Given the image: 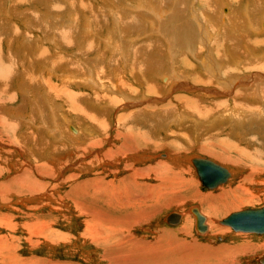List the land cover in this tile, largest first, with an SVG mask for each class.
<instances>
[{"label":"rangeland","instance_id":"obj_1","mask_svg":"<svg viewBox=\"0 0 264 264\" xmlns=\"http://www.w3.org/2000/svg\"><path fill=\"white\" fill-rule=\"evenodd\" d=\"M263 1L0 0V264H258L264 234L235 233L219 221L264 206V26H249L264 21ZM229 23L245 34L239 57L232 51L241 33ZM210 44L226 45L218 51L239 67L229 73L238 77L236 91L251 80L246 96L224 89L219 82L228 77L216 67L204 69L206 55L219 63ZM180 97L223 103L215 127L212 115L199 118ZM82 111L102 116L108 130L102 134ZM94 139L99 146L88 148ZM193 156L232 178L203 188ZM141 171L148 177L123 193ZM152 173L166 186L159 194L149 193L157 186ZM193 205L208 217L205 237L185 213ZM171 211L184 214L177 226L162 222ZM114 218L117 231L111 223L87 228Z\"/></svg>","mask_w":264,"mask_h":264},{"label":"bare ground","instance_id":"obj_2","mask_svg":"<svg viewBox=\"0 0 264 264\" xmlns=\"http://www.w3.org/2000/svg\"><path fill=\"white\" fill-rule=\"evenodd\" d=\"M242 1V0H241ZM249 2L251 1V0H248ZM204 2V1H203ZM206 2V1H205ZM245 2V1H244ZM150 2H148L147 3V6H148V4H149ZM229 3V2H228ZM135 4V3H134ZM263 5H264V1H263ZM141 6V5H140ZM245 11V10H244ZM143 12H144V10H143ZM148 12H150V10L148 11ZM242 12V11H241ZM246 12V11H245ZM149 14V13H148ZM159 16V15H158ZM244 16V15H243ZM157 17V16H156ZM247 17V16H246ZM200 19V18H199ZM235 20V19H234ZM231 22V21H230ZM242 22V21H241ZM250 22V23H249ZM249 26L251 27V29H253L254 27H252L253 26V24H251V21L249 20ZM133 24V23H132ZM229 24H231V23H229ZM243 24H245V23H243ZM198 25H200V24H198ZM200 28H202V27H200ZM229 28H232L234 31H236V32H238V33H241L238 29L239 28H237V26L236 25H230V27ZM201 31H202V29H200ZM208 30H209V28H208ZM207 30V31H208ZM200 31V32H201ZM207 34H208V32H207ZM207 34H206V36H207ZM210 34V33H209ZM201 35H203V34H201ZM242 35H245V34H243V33H241V35H240V39L241 40H243V43H241V44H239V45H237L238 46V48H239V50L237 49V48H235L233 51H232V54H235L237 57H239L238 56V52H242L241 51V49L243 48V46H244V40L245 39H242L241 38V36ZM210 36V35H209ZM65 38V37H64ZM201 38V37H200ZM203 39H205V37H202ZM202 38H201V40H202ZM208 38V37H207ZM67 39V38H66ZM70 43V42H69ZM212 43H214V42H212ZM231 44H232V46L233 47H235L236 46V43H235V41L234 40H232L231 42H230ZM263 45V44H262ZM210 46H211V44H210ZM209 47V46H208ZM211 48H212V51L213 52H215L216 53V57L215 58H217L218 60H219V63L217 64L216 62H215V64H217V65H215L214 64V62L212 61V62H210V61H207L208 60V55H206V57H205V61L202 63L203 65H204V69H207V70H214L215 69V67L220 71V73L223 75V76H226V77H228L229 78V73L232 71H235V70H232V68H239V67H236V65H232V64H229V62H228V60H229V58H228V56L226 57L225 56V54H222V53H220L218 50H223L224 52L226 51L227 52V46L225 45V46H222V45H217V44H212V46H211ZM211 48H209V49H211ZM208 49V50H209ZM222 52V51H221ZM212 53V52H211ZM38 56H40V55H38ZM204 56V55H203ZM202 56V57H203ZM43 57V56H42ZM208 57V58H207ZM234 57V56H233ZM232 57V59H231V63H234V64H238V59L239 58H233ZM37 58V57H36ZM39 58V57H38ZM41 58V57H40ZM44 58V57H43ZM45 58H46V56H45ZM61 59V58H60ZM47 61V60H46ZM230 61V60H229ZM251 62V61H250ZM63 63V62H62ZM248 64V63H247ZM215 65V66H214ZM250 66H252V64H249V65H247L246 66V68H249ZM258 67H259V65H257ZM261 66H263L264 67V64H260V67ZM58 67V66H57ZM255 66H252L251 68H254ZM259 67V68H260ZM262 67V69H264ZM73 68V67H72ZM71 68V69H72ZM191 68V67H190ZM196 68V67H195ZM200 68H202V67H200ZM251 68H249V69H251ZM193 69V68H192ZM260 70H261V68H260ZM206 71V70H205ZM215 71V70H214ZM213 71V72H214ZM204 73V72H203ZM211 73V72H210ZM215 73V72H214ZM67 74H68V72H67ZM213 74V73H212ZM232 74V73H231ZM203 75V74H202ZM222 75H220V76H222ZM209 77H210V75H208ZM232 76H234V75H232ZM34 77V76H33ZM72 77V76H71ZM204 77V76H203ZM216 77H217V80L218 79H222V77H219V74H218V76L216 75ZM262 77V76H261ZM32 78V77H31ZM228 78H223L224 79V81L223 82H219L220 83V85L224 88V89H229V90H233L232 91V94H236V98H242V97H244V96H246V91L252 86L250 83H251V80L250 79H248V80H246L247 82H249V83H246V85H244L243 86V88L242 89H245L244 91H242V89H238V90H240V91H236L237 89H235V85H236V83H238L239 81L237 80V75L236 76H234V78H232V79H228ZM36 79V78H35ZM207 79V78H206ZM214 79V78H213ZM207 80H209V79H207ZM226 80V81H225ZM231 80V81H230ZM46 81V80H45ZM221 81V80H220ZM236 81V82H235ZM33 82H34V80H33ZM197 82V81H196ZM198 82H203V80L201 81V80H199L198 79ZM205 82H207L206 80H205ZM213 82V81H212ZM215 82H216V79H215ZM235 82V83H234ZM243 82V81H242ZM38 83V82H37ZM142 83H143V81H142ZM174 83V82H173ZM234 83V84H233ZM244 83H245V81H244ZM43 84H45L44 82H43ZM177 85H178V83H177ZM219 85V84H218ZM207 86V85H206ZM5 87V86H4ZM8 87V86H7ZM52 87V86H51ZM236 87H238V86H236ZM49 88V87H48ZM173 88V87H172ZM171 88V86H170V89H172ZM247 88V89H246ZM3 89H5V88H3ZM148 89L150 90V91H154L155 90V88H154V86L153 85H149L148 86ZM253 89V88H252ZM2 90V89H1ZM132 90H134V89H132ZM131 91V90H130ZM236 91V92H235ZM242 91V92H241ZM2 92V91H1ZM5 92V91H4ZM52 92V91H51ZM210 92H212V91H210ZM218 92V91H217ZM60 93H61V91H60ZM64 93V92H63ZM222 93V92H221ZM4 94V93H3ZM66 94V93H65ZM250 94H251V92H250ZM53 95H55V94H53ZM64 95V94H63ZM62 95V96H63ZM220 95V94H219ZM241 95V96H240ZM8 96V95H7ZM61 96V95H60ZM66 96V95H65ZM68 96V95H67ZM227 96V95H226ZM109 97V96H108ZM64 98V97H63ZM67 98H69V97H67ZM75 98V97H74ZM179 98V97H178ZM235 98V99H236ZM263 98H264V96H263ZM66 99V98H65ZM143 99V98H142ZM186 99V98H185ZM69 100V99H68ZM71 100V99H70ZM180 100L182 101L180 104L181 105H183V106H185L186 108H189L190 110L191 109H193V111H194V113H196L197 115H198V117L200 118H206V117H208V116H210V115H212L211 116V122H210V124H212L211 126H214L215 127V123H217L216 121H215V118L217 117V116H215V110L216 109H219L220 107H221V105H223L224 106V104L222 103L221 105H219V103L218 104H216V103H214L213 105H212V107H210V106H205L204 104H200V102L199 101H197V99L195 100V98H192V99H186L187 101H185V100H183L181 97H180ZM108 102H115V99L114 98H108ZM70 103V102H69ZM130 103V102H129ZM225 103V102H224ZM234 103V102H233ZM70 104H72V103H70ZM76 104V103H75ZM127 105V104H126ZM234 105L235 106H240L241 105V107H245V104L244 103H241V102H238V100H236L235 101V103H234ZM73 107V106H72ZM76 107V106H75ZM153 107V106H152ZM226 107V106H225ZM201 108V109H200ZM252 109V110H256V111H258V109L254 106V104H252V106L250 107H248V109ZM143 109H145V110H148L149 112H153L152 110H155V108H151V107H146V108H143ZM239 109V108H238ZM157 110V109H156ZM170 110V109H169ZM247 110V109H246ZM141 111V110H140ZM143 111V110H142ZM166 111V110H165ZM229 111V110H228ZM82 114H83V116L86 118V119H88V120H90V121H96V125L99 127V126H101L100 127V129L102 130L101 131V133L103 134L106 130H108L107 129V125H106V123H105V121H104V118H102V116H98V115H95L94 116V114L93 113H91V112H85V111H82L81 112ZM240 113V112H239ZM250 113H252V111H250ZM3 115V114H2ZM233 116V115H232ZM136 117H139V116H137L136 115ZM121 118V117H120ZM189 118V117H188ZM182 119H184V118H182ZM187 119V118H186ZM134 120H135V118H134ZM208 120H209V118H208ZM181 121H184V120H181ZM217 121H218V119H217ZM118 122L120 123V124H124L125 122H122V121H119L118 120ZM199 122V121H198ZM197 122V123H198ZM12 122H10V124H11ZM19 123V122H18ZM218 123H220V122H218ZM118 124V123H117ZM221 124V123H220ZM217 125V124H216ZM19 126V125H18ZM68 129H69V131L71 132V133H73V134H78L77 132H78V130L75 128V127H73L72 125H68ZM93 129H95V128H92V126L90 125H88V134H92L93 132ZM16 130H17V128H16ZM101 133H98L99 135H101ZM131 133V130H129V134ZM120 137V135H118L117 136V139ZM133 139L135 138L134 136H131ZM136 138H137V140H139V144H144L145 145V147H147L146 145L147 144H149V143H147V142H145V139H144V137H143V134L142 133H140V131H139V129H138V131H137V134H136ZM37 140V139H36ZM35 140V141H36ZM211 140V139H210ZM39 141V140H38ZM144 143H143V142ZM40 142V143H39ZM38 142V144L40 145H42V149H44V147H45V139H41L40 141ZM34 143V142H33ZM158 143V142H157ZM156 143V144H157ZM84 144V143H83ZM170 144H173L174 145V143L172 142V143H168V144H165V146H164V148L165 149H167V148H170L169 146H170ZM85 145H87V144H85ZM97 146H99L98 145V140H96L95 141V139L94 140H92L91 142H89L88 143V145H87V147L88 148H90V147H97ZM153 148H157L156 146H155V144H153V145H151ZM228 146V145H227ZM46 147H48V146H46ZM116 147V146H115ZM231 146H229L228 148H230ZM111 150H113V146H110L109 147ZM22 149V148H21ZM231 149V148H230ZM207 151V150H206ZM19 152V151H18ZM42 152V151H41ZM47 152V151H46ZM48 153V152H47ZM111 152L107 149V151L105 152V155H109ZM236 155V154H235ZM115 157V156H114ZM193 157H198V156H193ZM193 157H191V158H193ZM106 158V157H105ZM191 158H189V160H191ZM200 158H202V157H200ZM175 159V158H174ZM204 159H207V158H204ZM208 160H210V159H208ZM210 161H212V162H214L215 164H217V165H219V166H221L220 164H218L217 162H215V161H213V160H210ZM129 165V164H128ZM159 166H161V167H164V163H160V164H158V167ZM193 166V165H192ZM194 168V167H193ZM40 169V168H39ZM127 169V168H126ZM154 169V168H153ZM152 169V170H153ZM163 169V168H162ZM155 170V169H154ZM195 170V169H194ZM228 170V169H227ZM116 171V170H115ZM140 171V170H139ZM165 171V170H164ZM168 171V170H167ZM129 172V171H128ZM137 172H138V169H137ZM146 172V171H145ZM153 172V171H152ZM159 172V171H158ZM157 172V173H158ZM228 172L230 173V176H229V178H228V180H227V182L232 178V174H231V172L228 170ZM195 173H196V171H195ZM130 174H132V171H130ZM139 175L138 176H133V178H132V181H133V184H132V181L130 182V186L128 185V187H127V190L126 191H124L123 193H125V194H129V191H130V189H131V187H132V190L130 191V193H132L135 189H134V186L136 185V183H135V181L137 182V184H138V182L141 180V181H144L145 180V178H147L148 176L146 175V174H144L142 171L140 172V173H138ZM148 174V173H147ZM153 175H154V177H152L153 179H155L156 180V178H157V176H156V174L155 173H152ZM196 176H197V174H196ZM197 179H198V176H197ZM126 181H127V179H125ZM157 181V186H156V188H154V187H151L150 185H149V188H151L152 190L149 192V193H152L153 195L154 194H159V188L160 189H163V188H165L166 186H162V185H164V183H163V181H161V179H160V184L158 183V179L156 180ZM198 181H199V179H198ZM200 182V181H199ZM227 182H225L224 184H226ZM154 183V182H153ZM128 184V183H127ZM156 184V183H155ZM224 184H221V185H219V186H217L216 188H218V187H220V186H222V185H224ZM98 186V185H97ZM202 186V185H201ZM232 186V185H231ZM163 187V188H162ZM203 187V186H202ZM32 188V187H31ZM148 188V187H147ZM203 188H205V187H203ZM215 188V189H216ZM134 189V190H133ZM206 189V188H205ZM230 188H228V190H229ZM100 190V189H99ZM124 190V189H123ZM208 190H214V189H208ZM225 190H227V189H225ZM8 191V190H7ZM103 191V190H102ZM140 191V190H139ZM223 191H224V189L223 190H221V192L219 193L220 195H223ZM9 192V191H8ZM37 192V191H36ZM96 192V191H95ZM146 192V191H145ZM110 193V192H109ZM133 194V193H132ZM142 194V193H141ZM146 194H148V192H146L145 193V195H144V197L145 196H147ZM135 195V194H134ZM45 197H47L46 195H44ZM43 196V197H44ZM119 196V195H118ZM125 196V195H124ZM133 196V195H132ZM149 196V195H148ZM147 196V197H148ZM211 196V195H210ZM44 197V198H45ZM108 197V196H107ZM134 197V196H133ZM143 197V196H142ZM213 197V196H212ZM112 198H114V197H112ZM123 198V197H122ZM129 198H131V196L129 197ZM128 198V199H129ZM139 198V197H138ZM146 198V197H145ZM148 198H151L150 196L148 197ZM152 198H154V197H152ZM110 199V198H109ZM115 199V198H114ZM124 199V198H123ZM122 199V200H123ZM119 200V199H118ZM126 200V199H125ZM124 200V201H125ZM107 201V200H106ZM109 201V200H108ZM113 201V200H112ZM130 201V200H129ZM109 203H111V202H109ZM129 203V202H128ZM141 203V202H140ZM121 204H122V201H121ZM107 205V204H106ZM131 205V204H130ZM198 207V209H199V211H200V213L203 215V216H205L206 217V224H207V226H208V231L205 233V234H199V233H197L196 231H195V219H194V216L191 214V213H189V209L190 208H192V207ZM122 208H123V206H122ZM125 208V207H124ZM135 208V207H134ZM83 209V208H82ZM117 209V208H116ZM222 208H219V213L220 212H222V210H221ZM264 210V206L263 207H261V208H258V209H243V210H240V211H235V212H232V213H230L227 217H225V218H223L222 220H220L219 221V224L220 225H223V226H227V227H229L228 225H224V224H222L221 222L222 221H224V220H226V219H228V217L231 215V214H233V213H241V212H243L242 214H244V213H246V211L247 212H253V213H256V212H262ZM118 211V210H117ZM121 211V210H120ZM92 212V211H91ZM90 212V213H91ZM123 212V211H122ZM143 212V211H142ZM179 213L180 214V216H181V219L182 218H184V214H182L181 212H179V211H171V212H169V213H167L162 219V222L163 223H165V224H167L166 222H165V218H166V216L168 215V214H170V213ZM136 213V212H135ZM185 213L187 214H190V216L192 217V219H193V230H194V232H195V234L196 235H198V236H200V237H205L206 235H208V233H209V231H210V225L208 224V217L202 212V210L200 209V207L199 206H197V205H193V206H190V207H188L187 208V210L185 211ZM114 214H115V212H114ZM98 215H100V214H98ZM116 215V214H115ZM131 215V214H130ZM134 216V215H133ZM89 217H91V216H89ZM93 217V216H92ZM116 217V216H115ZM243 217H239V219L241 220ZM92 219V218H91ZM119 219V218H118ZM118 219H116L115 220V218H114V220H103V221H100V220H98V221H94V223H92L93 225H89L87 228L90 230H92V229H95L98 225H101V223H104L105 225H106V223H111V224H113V227L115 226L116 228H112V230L113 231H117L118 230V228H117V224L118 223H120L119 222V220ZM124 219V218H123ZM180 219V222L178 223V224H167V225H171V226H177V225H179L180 223H181V220ZM120 220H122V219H120ZM125 221V220H124ZM129 222H130V220H128ZM127 223L125 226H127L128 224H130V223ZM131 222H133V221H131ZM124 223V222H123ZM121 224V223H120ZM119 225V224H118ZM215 226V225H214ZM34 228V227H33ZM230 229H231V227H229ZM31 229V228H30ZM44 229V228H43ZM88 230V231H89ZM90 230V231H91ZM216 230V229H215ZM232 230V229H231ZM233 231V230H232ZM234 232V231H233ZM240 232V231H239ZM235 233H238V232H235ZM240 233H246V232H240ZM246 234H256V233H246ZM264 234V233H263ZM174 235V234H173ZM258 235H262V234H258ZM169 238V237H168ZM171 239V238H170ZM151 249V248H150ZM153 250H155L156 252H157V248H155V249H153ZM162 250V249H161ZM237 251V250H236ZM242 251V250H241ZM162 253V251H159V253ZM235 252V251H234ZM155 253V252H154ZM6 259V258H5ZM31 259V258H30ZM33 259V258H32ZM231 259V258H230ZM257 259L258 258H255V261L257 262ZM10 260H13L14 261V263L16 262V261H19L17 258H15L14 256H13V258H10ZM22 259H20V261H21ZM35 260V259H34ZM26 261V260H25ZM29 261V260H28ZM31 261V260H30ZM122 261H124V262H126L127 260H125V257L124 258H122ZM179 261V260H178ZM44 262V261H43ZM28 263H30L31 264V262H28ZM119 263V262H118ZM168 263V262H167ZM187 263H189V262H187ZM18 264V263H17ZM122 264V263H121Z\"/></svg>","mask_w":264,"mask_h":264},{"label":"water","instance_id":"obj_3","mask_svg":"<svg viewBox=\"0 0 264 264\" xmlns=\"http://www.w3.org/2000/svg\"><path fill=\"white\" fill-rule=\"evenodd\" d=\"M193 165L198 179L203 187L206 189H215L217 186L227 182L230 173L222 166L215 164L214 162L200 158L193 157L190 160ZM189 213L194 216L195 219V231L199 234H205L208 231L206 224V217L203 216L198 207H192L189 209ZM233 213L228 219L222 221V224H226L234 232H246V233H264V210L262 212H247ZM239 217H243L241 220ZM181 216L179 213H170L166 216L165 222L167 224H178ZM258 264H264V256L257 259Z\"/></svg>","mask_w":264,"mask_h":264},{"label":"crops","instance_id":"obj_4","mask_svg":"<svg viewBox=\"0 0 264 264\" xmlns=\"http://www.w3.org/2000/svg\"><path fill=\"white\" fill-rule=\"evenodd\" d=\"M250 3H251V1H250ZM250 3H249V6H250ZM251 16H252V13L250 16H248V19H251ZM251 24H253L252 27H254L256 31H259V29L264 26V21L256 19L255 22H252V19H251Z\"/></svg>","mask_w":264,"mask_h":264}]
</instances>
